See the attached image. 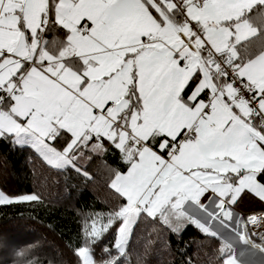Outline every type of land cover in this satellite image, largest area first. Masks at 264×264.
Wrapping results in <instances>:
<instances>
[{
	"label": "snow or ice",
	"instance_id": "6c2138e0",
	"mask_svg": "<svg viewBox=\"0 0 264 264\" xmlns=\"http://www.w3.org/2000/svg\"><path fill=\"white\" fill-rule=\"evenodd\" d=\"M0 139L88 179L91 153L127 163L76 264H131L142 216L218 240L213 264H245L221 228L264 254V213L237 212L264 204V0H0Z\"/></svg>",
	"mask_w": 264,
	"mask_h": 264
},
{
	"label": "trees",
	"instance_id": "16d2710c",
	"mask_svg": "<svg viewBox=\"0 0 264 264\" xmlns=\"http://www.w3.org/2000/svg\"><path fill=\"white\" fill-rule=\"evenodd\" d=\"M53 143L63 146V141ZM90 156L77 161L88 179L71 167L48 166L28 146L0 139V191L10 197H42V203L0 205V264H76L73 250L82 243L85 221L90 224L96 214H107L121 203L109 184L117 171L128 169L113 150ZM237 212L245 217L261 214L264 204L246 195ZM179 227L182 236L142 216L129 241L131 264H186L189 258L193 264H213L220 242L194 225ZM115 239L110 230L103 244L112 247Z\"/></svg>",
	"mask_w": 264,
	"mask_h": 264
},
{
	"label": "crops",
	"instance_id": "0c3cea01",
	"mask_svg": "<svg viewBox=\"0 0 264 264\" xmlns=\"http://www.w3.org/2000/svg\"><path fill=\"white\" fill-rule=\"evenodd\" d=\"M27 146V145H26ZM30 148H32L31 146H28ZM35 152L36 150L34 148H32ZM40 156V155H39ZM41 157V156H40ZM42 158V157H41ZM214 228H219L218 224H214L213 225ZM221 231V235L222 236H226V237H230L232 239L233 242V247L236 249V255L240 256V252L244 251L246 249H249L248 245H245L242 241H240L236 236L234 232H231L230 230H224V229H220ZM254 239H256V237H253ZM258 242V241H257ZM247 255H258V257L261 258V260L264 262V254L260 253L258 250L256 249H251L249 251L246 252ZM245 262V264H252L251 262L249 263V261L243 260Z\"/></svg>",
	"mask_w": 264,
	"mask_h": 264
},
{
	"label": "rangeland",
	"instance_id": "374dc122",
	"mask_svg": "<svg viewBox=\"0 0 264 264\" xmlns=\"http://www.w3.org/2000/svg\"><path fill=\"white\" fill-rule=\"evenodd\" d=\"M1 192V191H0ZM254 239V238H253ZM239 258L241 260H246L249 261V263L251 262L252 264H264V262L261 260L260 257H258V255H247L245 254L244 256H239Z\"/></svg>",
	"mask_w": 264,
	"mask_h": 264
},
{
	"label": "built area",
	"instance_id": "2783aa9c",
	"mask_svg": "<svg viewBox=\"0 0 264 264\" xmlns=\"http://www.w3.org/2000/svg\"><path fill=\"white\" fill-rule=\"evenodd\" d=\"M256 231H258L261 235H264V229H256Z\"/></svg>",
	"mask_w": 264,
	"mask_h": 264
}]
</instances>
